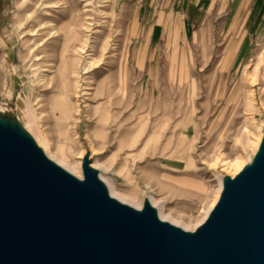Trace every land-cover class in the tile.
<instances>
[{
	"label": "rangeland",
	"instance_id": "374dc122",
	"mask_svg": "<svg viewBox=\"0 0 264 264\" xmlns=\"http://www.w3.org/2000/svg\"><path fill=\"white\" fill-rule=\"evenodd\" d=\"M27 119L192 230L264 134V0H4L0 120Z\"/></svg>",
	"mask_w": 264,
	"mask_h": 264
},
{
	"label": "water",
	"instance_id": "95a60500",
	"mask_svg": "<svg viewBox=\"0 0 264 264\" xmlns=\"http://www.w3.org/2000/svg\"><path fill=\"white\" fill-rule=\"evenodd\" d=\"M4 123V122H3ZM0 125V264H264V140L193 232L81 182L14 126Z\"/></svg>",
	"mask_w": 264,
	"mask_h": 264
},
{
	"label": "bare ground",
	"instance_id": "6f19581e",
	"mask_svg": "<svg viewBox=\"0 0 264 264\" xmlns=\"http://www.w3.org/2000/svg\"><path fill=\"white\" fill-rule=\"evenodd\" d=\"M44 7H47V6H44ZM48 7H56V6L55 5H50ZM27 106L29 107V105H27ZM27 109H25V110H27L28 114L32 113V110H31L30 107L27 108ZM32 115H35V114H30L29 115L30 119H34L35 120V117L32 116ZM32 117H34V118H32ZM29 120L27 122H29L28 124L30 125V128L32 129V131L34 133V137H32V135L30 133H28V132L27 133L20 132V133L22 135H25L26 137H29L34 142V144L40 149L41 153L44 155V157L46 159L50 160L52 163H54L55 165H57L58 167H60L64 171H66L67 173H69L71 176H73L77 180L83 182L84 181V175L81 174V170L78 169V168L77 169L71 168L69 165L65 164L61 160L56 159L50 152L47 139L44 136L41 135L42 134L41 132L39 133L37 131V129L34 128V126L30 124L31 122ZM35 124H37V123L35 122ZM0 125L4 126L5 124L0 120ZM258 136H260V135L258 134ZM263 140H264V134H261L260 138L257 137V141L255 140V144H254L255 146L253 145L254 146V151L252 150L253 153L249 154V158L247 159V161L245 163L240 162L239 166L237 167V170L235 172H233V176L234 175L237 176V174H239L245 168L246 165H251L253 163V161L256 158V156L261 153V147H262ZM247 157H248V155H247ZM88 166L95 173L96 178L105 186V188L107 190V194H108V196L110 198L118 201L121 204H124V205H126L128 207H131V208H133V209H135L137 211H141L144 208L145 204L147 203L154 210L155 215H156L158 220H160V221H162L164 223H168L169 225H172L174 227L180 228V229H182V231H185V232H193V231H195L198 227H200L207 220V218L210 216L211 212L214 210V208L218 204L219 200L221 199V196H222V193H223L226 181H227L226 177H221V178L218 179V187H217V190H216L217 194L215 195L214 201L205 210L201 221L198 224H196V227L191 228L192 230L189 231L188 230V226H182V225L180 226V224H179L180 222H178L175 219L169 218L167 215H165L162 212V209H161L162 205H160V203H158L157 201L153 200L154 198L152 199L151 195L147 196L145 199H143V198L140 199L138 202L128 201L125 198H123L122 196H119L115 192V190L113 188H111V186H110L111 179H109L107 176H105L104 174H102L100 172L98 173L97 169H99L101 167L98 166L96 164V162H93V163L89 164ZM104 169L106 170V168H104Z\"/></svg>",
	"mask_w": 264,
	"mask_h": 264
},
{
	"label": "crops",
	"instance_id": "0c3cea01",
	"mask_svg": "<svg viewBox=\"0 0 264 264\" xmlns=\"http://www.w3.org/2000/svg\"><path fill=\"white\" fill-rule=\"evenodd\" d=\"M4 0H0V9L3 7Z\"/></svg>",
	"mask_w": 264,
	"mask_h": 264
}]
</instances>
